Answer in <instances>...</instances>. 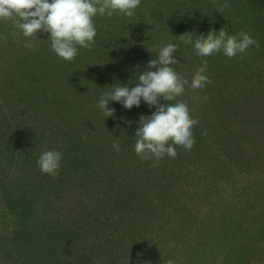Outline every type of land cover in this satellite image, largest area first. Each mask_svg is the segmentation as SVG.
Listing matches in <instances>:
<instances>
[{"label":"rangeland","instance_id":"374dc122","mask_svg":"<svg viewBox=\"0 0 264 264\" xmlns=\"http://www.w3.org/2000/svg\"><path fill=\"white\" fill-rule=\"evenodd\" d=\"M228 2L231 7L218 13L212 0H142L131 18L119 13L111 18L97 15L94 19H127L132 27L127 35L135 42L136 52L127 39L121 43L112 40L104 48L97 44L90 50L79 48L78 56L71 62L51 49L48 33L40 31L37 37L30 38L35 43L34 50H30L24 47L28 38L22 34L13 37L12 33L18 31L13 27L14 21H0V193L21 194L23 190L14 186L20 187V182L15 183L26 172L32 179L31 185L38 189L33 191L34 197H28L36 212L34 219L41 226L79 231L87 229L86 223H92L93 215L101 212L99 205L104 201L107 186H116L112 190L116 192L121 190L119 185L132 183L138 191L144 190L161 220H181V241L177 238L166 242L171 246H163L159 252L164 264L169 259L174 264H264V20L255 27L253 37L259 47H250L243 58L223 56L229 59V69L216 73L217 77H211L212 83L203 89L193 90L190 86L194 73L201 67L199 56L193 46L189 49L178 38L193 33L195 40L197 34L187 21L202 19L201 15L215 19H264V0ZM179 19L181 24L176 22ZM168 43L179 45L174 54V59L180 61L176 70L189 81L177 99L187 101L192 117L199 120L193 133L197 128L204 130L200 155L177 146L175 158L165 155L158 163L154 159L142 160L135 153L133 136V146L128 149L132 159L121 162L117 154L113 159L115 168L107 164L108 160L97 169L101 177L91 178L84 188L80 185V169L86 163L80 159L81 168L71 169L66 157L78 154L81 158L78 144L85 143L92 161L100 162L108 155L103 150H114L113 144L118 142L114 137L103 145L100 137L91 145L87 141L96 133L104 138L109 131L108 126L104 127L105 119L116 117L117 112L107 118L97 107L100 97L121 83L135 87L138 72L156 70L148 69V62L158 58L159 49ZM160 103L171 102L161 97ZM119 104H109L110 109L120 110L121 119H115L114 125L127 117L129 110ZM139 120L135 117L131 130L138 129ZM5 139L9 140L6 144ZM19 141H28L34 147L22 151ZM12 142L19 144L21 155L14 159ZM45 149L65 155L56 176L39 169L37 160ZM61 177L63 183L59 181ZM4 184L11 185L12 190ZM6 208L0 204V264H16L17 254H8L4 247L11 242L5 240L12 239L19 222ZM159 218L148 225L150 236L173 230H161ZM204 222H216L211 234H201ZM198 241L203 244V255L207 253L204 247L212 246H223L226 255L221 248L216 251L217 256L206 258L208 263L197 262L202 258L193 257Z\"/></svg>","mask_w":264,"mask_h":264},{"label":"trees","instance_id":"16d2710c","mask_svg":"<svg viewBox=\"0 0 264 264\" xmlns=\"http://www.w3.org/2000/svg\"><path fill=\"white\" fill-rule=\"evenodd\" d=\"M201 18L202 19H189L187 22L193 26L191 30H193L194 33L205 37H207L210 31L215 30L218 33L222 28H227L226 30L232 35L238 34L241 30H245L254 37L255 32H257L255 27H258L264 20L215 19L207 15H201ZM114 21L117 23L116 25L113 23ZM100 22L102 23L101 26L98 25ZM176 22L181 24V19ZM94 23L97 28L95 44L104 48V45L107 47L112 40H117V42L121 43L127 39V44L131 46V50L136 52L135 42H131V36L128 37L129 35H127L128 32H132V27H129L130 22L127 21V19H94ZM192 46V44H187L189 49H191ZM223 56L225 55L221 50L219 53H215L209 57H198L200 66L207 60V75H209L210 78L217 77L216 73L224 72L229 69L226 66V63H230L227 62L229 59L225 60ZM32 74L37 75V72L32 71ZM121 85H123V83H121ZM156 110L155 107H150L141 100L140 106H134L132 109L128 110L126 112L127 117H122V120L119 121L120 123L114 125V120L120 118V110L115 111V113L117 112L115 114L116 117L105 119L104 127L106 128V126H108V133L104 138L101 133L90 135L87 139L89 145H91V142L96 137H100L98 140L101 145L108 143L109 137H114L118 140L121 148L119 153H116V149H104L103 152H108V155L100 162H93L88 151L89 147H87L85 143H79L77 150L79 149L81 158L78 154L74 156L69 155L66 158H69L68 168L71 169L72 167L81 168L79 164L80 159L86 163L83 169H80L82 171L80 185L82 184L83 187L86 188L91 178L97 177V179H99L101 173L97 175V169L102 167L108 160L110 161L107 164H110L111 168H115L113 159L117 154H120L117 156V160L123 162L127 159L126 162H129L128 160L132 159V155H130L131 153L128 152V149L131 150L133 146V136H135L137 131V129L131 130L130 126L134 124L133 121H135V117L136 119L140 118L141 115L150 117ZM102 121L104 120L102 119ZM203 134L204 130L200 131L199 128H197L194 133L196 143L191 149L192 152L197 151L194 154L200 155V144L203 142ZM8 142V139L4 140L5 144ZM11 144V152L13 153L11 156L13 159L21 156L18 154L19 149L17 145L20 144L19 146L22 151L26 147L30 149L34 147V144L28 141H23V144L20 141L19 144H14V142ZM64 157L65 155H63V158ZM21 175L23 177H18L15 183L18 184V182H20V187L14 186L18 191L21 189L23 190L21 194L14 195L12 191L8 193L3 191V194L0 193V204H3V206L5 205V207H7L6 209L11 211L19 222L16 224L12 239L5 240L6 243L8 241L11 242L4 247L8 254H17L16 264H151V261L155 262L154 264H164L158 257L159 252L163 249L162 247H170L171 245L166 242H174L177 238L178 241H181L183 237V227L182 223L180 224L181 220L168 217L161 220L156 215V210L153 211L154 209L151 207L149 197L143 194L144 190L138 191V189H136L137 187L132 183L119 185L121 190L116 192L112 191L117 188L116 186L109 185L106 187L104 201H101L99 205V211L101 212L99 215H93L92 223H86L85 227H87V229L79 228V231H77L70 227H64V229L58 230L57 227L59 226L47 227L44 224L41 226L39 222L34 219L36 218V212L32 210L31 201L28 198L29 196L30 198H32L31 196L34 197L35 194L33 195V191L38 189L31 185L32 179L26 175V172ZM23 178H25V180ZM111 179H114L113 176ZM59 181L63 183L62 177L59 178ZM101 182L104 183L103 181ZM110 183L114 184L113 181H110ZM4 185L6 187L8 184ZM41 185H44L43 180ZM8 187L12 190L11 185H8ZM51 190L52 188H50V191ZM164 200L167 202L168 199L166 196ZM156 218L162 221L160 225L161 230H173L168 234L163 233V235H159L158 237L150 236L147 228L149 227L148 225L154 223V219L156 220ZM203 225L204 227L200 229L201 234H203V232H209L211 234L212 229L214 230L217 224L216 222H204ZM202 247L203 244L198 241L194 248L193 257L195 255L202 256L201 259H197V262L207 261L208 263L206 258L209 256L212 257L217 250L221 251V248L224 250L223 255H226L223 246L221 248L212 246L210 248L204 247L207 251V253H204V256ZM217 255L218 254H215V256Z\"/></svg>","mask_w":264,"mask_h":264},{"label":"clouds","instance_id":"9594fccd","mask_svg":"<svg viewBox=\"0 0 264 264\" xmlns=\"http://www.w3.org/2000/svg\"><path fill=\"white\" fill-rule=\"evenodd\" d=\"M141 4L142 0H0V21H14L13 27L18 31L12 33L13 37L22 34L28 38L24 47L30 50L35 48L30 38L37 37L40 31L50 34L51 49L58 57L71 62L78 56L79 48L90 50L94 46L97 36L94 18L97 15L111 18L114 13H119L131 18ZM212 4L218 13L231 7L228 0L224 3L212 0ZM226 29L222 28L218 33L212 30L207 37L196 35L195 40L193 33L178 38L184 44H192L199 57H209L222 50L229 59L238 55L243 58L251 46L259 47L258 41L247 31L232 35ZM178 50L177 44L164 45L158 51V58L148 62V69L156 70L138 72L135 87L112 86L111 91L103 94L97 103L107 118L115 114V109L109 108L111 102H119L130 110L134 106L139 107L143 100L157 109L150 117L141 115L139 120L134 150L142 160L154 159L158 163L165 155L175 158L177 146L191 150L196 143L193 128L199 120L192 117L187 101L177 99L189 84L188 79L176 70L180 61L174 59V54ZM207 71L205 60L192 77L190 86L193 90L203 89L212 83ZM161 97L171 103L162 105ZM113 147L120 151L118 142H114ZM62 159V152L45 149L37 164L42 173L56 176ZM166 264H174V261L169 259Z\"/></svg>","mask_w":264,"mask_h":264}]
</instances>
